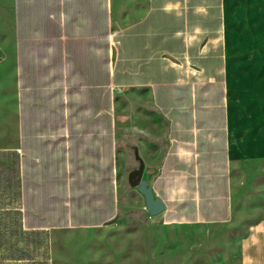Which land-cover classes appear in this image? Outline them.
Wrapping results in <instances>:
<instances>
[{
  "label": "crops",
  "instance_id": "1",
  "mask_svg": "<svg viewBox=\"0 0 264 264\" xmlns=\"http://www.w3.org/2000/svg\"><path fill=\"white\" fill-rule=\"evenodd\" d=\"M0 58L7 212L28 234L146 208L140 170L155 219L213 233L236 220L234 186L264 173V122L230 93L246 75L264 88V0H0ZM4 243L0 264H31V240ZM239 247L264 264V216Z\"/></svg>",
  "mask_w": 264,
  "mask_h": 264
},
{
  "label": "rangeland",
  "instance_id": "2",
  "mask_svg": "<svg viewBox=\"0 0 264 264\" xmlns=\"http://www.w3.org/2000/svg\"><path fill=\"white\" fill-rule=\"evenodd\" d=\"M236 84L237 88L230 89V93L243 97L250 108L247 126L260 120L264 122V105L259 100L264 88L260 85L255 96L250 75ZM236 107L233 108L237 112ZM6 160L0 156V253L15 251L8 249L4 242L31 240L33 249L17 250L25 253L24 260L31 264H242L239 241L264 216V173H257L246 175L249 185L234 186L237 206L234 224L213 233L203 228L167 227L145 207L134 203L113 222L97 230L28 234L7 212L14 208L15 180L14 167L7 166ZM246 176L237 173L236 180Z\"/></svg>",
  "mask_w": 264,
  "mask_h": 264
},
{
  "label": "water",
  "instance_id": "3",
  "mask_svg": "<svg viewBox=\"0 0 264 264\" xmlns=\"http://www.w3.org/2000/svg\"><path fill=\"white\" fill-rule=\"evenodd\" d=\"M141 174L142 170L133 172L129 176V183L133 187H138L139 192L145 198L147 211L152 217H156L164 211L165 207L160 200L154 198L151 186L146 181L141 180Z\"/></svg>",
  "mask_w": 264,
  "mask_h": 264
},
{
  "label": "built area",
  "instance_id": "4",
  "mask_svg": "<svg viewBox=\"0 0 264 264\" xmlns=\"http://www.w3.org/2000/svg\"><path fill=\"white\" fill-rule=\"evenodd\" d=\"M0 63H1V58H0Z\"/></svg>",
  "mask_w": 264,
  "mask_h": 264
}]
</instances>
